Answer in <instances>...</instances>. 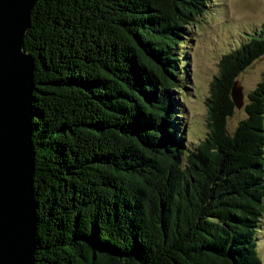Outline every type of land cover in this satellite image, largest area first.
Masks as SVG:
<instances>
[{"label":"trees","instance_id":"obj_1","mask_svg":"<svg viewBox=\"0 0 264 264\" xmlns=\"http://www.w3.org/2000/svg\"><path fill=\"white\" fill-rule=\"evenodd\" d=\"M207 0H36L35 264H263L264 72L232 132L231 90L264 26L225 52L208 132L185 149L178 47Z\"/></svg>","mask_w":264,"mask_h":264},{"label":"water","instance_id":"obj_2","mask_svg":"<svg viewBox=\"0 0 264 264\" xmlns=\"http://www.w3.org/2000/svg\"><path fill=\"white\" fill-rule=\"evenodd\" d=\"M36 0H0V264H35L34 60L24 35ZM231 99L243 105L235 81Z\"/></svg>","mask_w":264,"mask_h":264},{"label":"rangeland","instance_id":"obj_3","mask_svg":"<svg viewBox=\"0 0 264 264\" xmlns=\"http://www.w3.org/2000/svg\"><path fill=\"white\" fill-rule=\"evenodd\" d=\"M263 26L264 0H207L204 14L187 29L185 44L177 49L183 68L180 88L173 90L185 149H193L208 132L207 97L211 81L219 73L221 56L245 43ZM263 72L264 54L238 75L243 105L234 106L233 114L228 117L229 132L246 116L247 94L262 78ZM256 239V250L264 264V214Z\"/></svg>","mask_w":264,"mask_h":264}]
</instances>
